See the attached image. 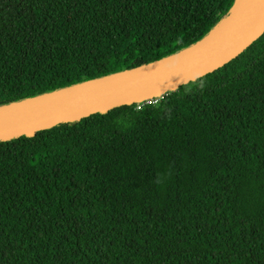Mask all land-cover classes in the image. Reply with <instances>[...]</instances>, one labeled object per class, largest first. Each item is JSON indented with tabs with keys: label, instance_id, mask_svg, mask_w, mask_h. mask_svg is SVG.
<instances>
[{
	"label": "trees",
	"instance_id": "1",
	"mask_svg": "<svg viewBox=\"0 0 264 264\" xmlns=\"http://www.w3.org/2000/svg\"><path fill=\"white\" fill-rule=\"evenodd\" d=\"M234 1L0 0V108L170 59ZM135 106L0 139V264H264V30Z\"/></svg>",
	"mask_w": 264,
	"mask_h": 264
},
{
	"label": "water",
	"instance_id": "2",
	"mask_svg": "<svg viewBox=\"0 0 264 264\" xmlns=\"http://www.w3.org/2000/svg\"><path fill=\"white\" fill-rule=\"evenodd\" d=\"M232 13L231 7L229 16L209 35L170 59L0 108V139L114 104L152 98L214 70L264 30V0H253L233 18Z\"/></svg>",
	"mask_w": 264,
	"mask_h": 264
},
{
	"label": "bare ground",
	"instance_id": "3",
	"mask_svg": "<svg viewBox=\"0 0 264 264\" xmlns=\"http://www.w3.org/2000/svg\"><path fill=\"white\" fill-rule=\"evenodd\" d=\"M252 1L253 0H236L235 6L232 9V18L244 11L251 4Z\"/></svg>",
	"mask_w": 264,
	"mask_h": 264
},
{
	"label": "built area",
	"instance_id": "4",
	"mask_svg": "<svg viewBox=\"0 0 264 264\" xmlns=\"http://www.w3.org/2000/svg\"><path fill=\"white\" fill-rule=\"evenodd\" d=\"M153 102H154V100H146V99H143V100L138 101V102L135 103L136 104L135 108L137 109V108H139L143 104L153 103Z\"/></svg>",
	"mask_w": 264,
	"mask_h": 264
},
{
	"label": "rangeland",
	"instance_id": "5",
	"mask_svg": "<svg viewBox=\"0 0 264 264\" xmlns=\"http://www.w3.org/2000/svg\"><path fill=\"white\" fill-rule=\"evenodd\" d=\"M160 96H161V94L156 95V96H154L152 98H146V100H155V99L159 98Z\"/></svg>",
	"mask_w": 264,
	"mask_h": 264
}]
</instances>
